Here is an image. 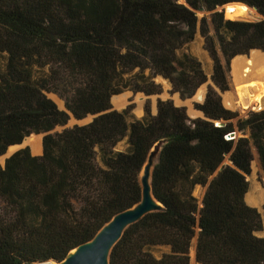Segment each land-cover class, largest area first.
Wrapping results in <instances>:
<instances>
[{
	"label": "trees",
	"instance_id": "trees-1",
	"mask_svg": "<svg viewBox=\"0 0 264 264\" xmlns=\"http://www.w3.org/2000/svg\"><path fill=\"white\" fill-rule=\"evenodd\" d=\"M185 3L0 0V156L44 135L41 156L24 148L0 166V264L62 263L91 242L142 201L141 173L159 145L152 190L162 208L124 232L110 264H191L195 240L198 264H264L257 236L264 213L246 202L253 148L264 172V109L242 118L213 87L195 106L204 118L190 119L171 100L159 99L156 115L147 103L145 116L132 121L133 105L112 106L126 91L161 95L158 77L192 98L208 82L202 63L183 52L198 34L222 93L236 57L264 53V0ZM231 3L256 9L262 20H226L218 9ZM202 11L210 17L199 19ZM236 133L242 137L229 138ZM125 140L128 148L118 151ZM227 157L232 164L223 165ZM196 187L206 188L202 201Z\"/></svg>",
	"mask_w": 264,
	"mask_h": 264
},
{
	"label": "rangeland",
	"instance_id": "rangeland-1",
	"mask_svg": "<svg viewBox=\"0 0 264 264\" xmlns=\"http://www.w3.org/2000/svg\"><path fill=\"white\" fill-rule=\"evenodd\" d=\"M177 1L180 2V0H177ZM228 7H233L237 11L241 10V7L238 5H228L227 7H224L225 18L228 20H230L228 18V14H227V8ZM220 10L221 9H218V11H220ZM247 11H249V10H247ZM210 15H211V13L206 12V11L197 12V16L199 19H202L204 16L209 18ZM250 17H251V19H240L239 21L258 22V21L262 20V18L253 10L250 11ZM183 52L191 54L192 56L197 58L202 63L203 69H204V71L208 77V82L206 84H204L203 86H201L200 89H205L206 95H207L209 87H213L218 92V94L221 96L222 104L225 107V104H224L225 94H227V93L235 94L236 89L241 87L243 84V79L238 76L239 73L235 72L234 68H232L233 61H232L231 66H230V72L228 73V81H229V85H230V90L228 92L221 93V91L218 88H216L215 85L213 86L211 84V76L213 73V61L209 55V52L206 50L204 37H202L200 34H198L195 41L192 42L191 44L187 45L184 48ZM220 56H221V54H220ZM250 57H251V55H250ZM221 58H222V56H221ZM251 58H253V57H251ZM251 58H250V60H251ZM222 60H223V58H222ZM4 61H5V57L1 56L0 62L3 64ZM246 69H248L249 72H257V69H255V67L251 65L250 61L247 63ZM35 71H36L37 76L45 72V71H41L39 69H36ZM156 82L158 84H160L163 88V93L161 95L146 96L145 94H142V93L133 94L132 92L126 91L122 95L113 98L112 106H113L114 110L123 111L128 106L133 105L134 110L131 113L130 120L131 121L132 120H140L145 116V107H146L147 103H149V105L151 107L152 114L156 115L157 103H158V100L161 99V100H171V101H173L175 106L185 108L187 110L188 117L192 120L199 118V115H201L202 116L201 118H203V115L199 111H197L195 108V106L197 104H202L204 102V101H199V100L197 101V96H198L199 92H197L192 98H189V99L182 98L180 93L173 92L172 86L168 81H166V80L164 81L161 77H158L156 79ZM263 84H262L263 88L260 91H263V93H264V85ZM260 91L258 92V94L255 92V90L252 91L253 96H255L254 100L256 99V96L260 94ZM263 93L258 96L261 98V105H260L261 109H264V99H263L264 94ZM47 97L50 98L51 100H53L57 104V106L59 107L60 110H66L64 99L60 98L58 95L53 94V93L47 94ZM226 109H228V108H226ZM228 110H230L232 112H237L242 118L247 117L252 111L253 112L259 111L256 109H249L248 111H245V110H241L239 108H237V110L236 109L235 110L228 109ZM91 121H92L91 117H88L82 121H77L74 118H71L66 127H58V128H56V130L54 132H62L64 129L72 128L76 125H78V126L87 125ZM236 135H237L236 136L237 139L242 137L241 133H236ZM43 137H44V135H32L31 137L27 138V140H25L22 143V149L29 148L31 150V153L34 156H41L43 153V149H42L43 148ZM127 148H128V145H127V142L125 140L118 145L117 150L118 151H126ZM16 149H17V147L10 148L4 156H0V166L5 165V161L8 157V155L10 154V152L15 151ZM159 152H160V145L156 146L152 150V152L149 156V159H148V161H147V163H146V165H145V167L141 173V177H140V182H141L142 187L144 184L150 185V183H151L150 178L152 175L153 168L158 162ZM253 157H254L253 158L254 167H253V163H252V173L249 177H247V181L249 183V192L246 195V202L248 205H250V207L257 208L260 211V213L263 214L264 213V209H263L264 208V172H263V169L261 167V163L259 161V157H258V154H257V151L255 148H253ZM228 162H229V157H227V159L225 160L223 165L228 164ZM148 173L150 174V177H147ZM255 190H259L261 192L263 202L261 200V202L258 205L253 206L250 203H248L247 199H248V195ZM205 192H206V188L196 187V189L194 191V196L199 201H202ZM260 235H262L264 237V232L261 233ZM195 241L193 242V245H192L191 251H190L191 264H198L197 261L195 260V255H194ZM155 253L159 255L160 251L155 250Z\"/></svg>",
	"mask_w": 264,
	"mask_h": 264
},
{
	"label": "water",
	"instance_id": "water-1",
	"mask_svg": "<svg viewBox=\"0 0 264 264\" xmlns=\"http://www.w3.org/2000/svg\"><path fill=\"white\" fill-rule=\"evenodd\" d=\"M179 3L180 4H186L185 0H180ZM228 5L245 6L246 8L255 11L261 18H263L258 13V11L256 9L250 8L246 4L231 3ZM228 5H225L224 7H227ZM224 7L219 8V9H221L220 12H223L225 14ZM226 20H228V19H226ZM255 51H258V50H253V51H251V53L249 55L239 56V57L250 58V55ZM261 53H263V52H261ZM211 84L214 86L212 80H211ZM252 109H256L259 111L263 110L259 107L258 108L254 107ZM245 111H248V110H245ZM96 117L97 116H91L92 120ZM203 118H204V115H203ZM217 126L222 127V126H224V123H218ZM236 136L237 135L232 134L229 138L234 139ZM12 147H17V149L13 152H10L7 159L10 158L11 156H13L18 151L22 150V144L12 146ZM228 164H232V163L229 161ZM228 164H226V165H228ZM219 170H221V168ZM147 177H150L149 173L147 174ZM150 179H151L150 186H148L147 184L143 185V199L138 205H136L135 207H133L130 210H127V211L122 212V213L118 214L117 216H115L112 219V221L110 223H108L97 234V236L91 242L84 244V245H81L78 248H76L75 250H73L62 263H58V262H50V263H54V264H110L111 252H112L113 248L115 247V245L122 238L124 232L130 226L139 222L141 219H143L148 214L156 212L160 208H162V205L157 201V199L153 195L152 175H151Z\"/></svg>",
	"mask_w": 264,
	"mask_h": 264
},
{
	"label": "bare ground",
	"instance_id": "bare-ground-1",
	"mask_svg": "<svg viewBox=\"0 0 264 264\" xmlns=\"http://www.w3.org/2000/svg\"><path fill=\"white\" fill-rule=\"evenodd\" d=\"M238 6L241 7L240 11H237L233 7L227 8L228 18L233 21H239L240 19H251L250 17L251 10L246 8L245 6H241V5ZM246 9L249 11H247ZM252 55L253 58L250 57L251 60L250 58H246V57H236L233 60L232 68H234L235 72L239 73L238 76L243 79V84L241 87L236 89L235 94H231V93L225 94L224 104L225 107L228 109L237 110V108H239L241 110H249L254 107L261 108L260 106L261 98L258 96L263 93V91L260 90H262L263 88L262 84L264 83V54L261 53L260 51H255L251 54V56ZM249 61L251 65L254 66L255 69H257V72H249V70L246 69V65ZM253 90H255L257 94L260 91V94L256 96L255 100H254L255 96H253L252 94ZM198 92L199 93L197 96V101L198 100L204 101L206 97V90L200 89ZM253 167H254V162H253ZM261 200H262V196L259 190H255L252 193H250L247 199L248 203H250L253 206L258 205L261 202ZM50 264H54V263H50Z\"/></svg>",
	"mask_w": 264,
	"mask_h": 264
},
{
	"label": "crops",
	"instance_id": "crops-1",
	"mask_svg": "<svg viewBox=\"0 0 264 264\" xmlns=\"http://www.w3.org/2000/svg\"><path fill=\"white\" fill-rule=\"evenodd\" d=\"M202 116L199 115V118H201ZM250 206V205H249ZM261 233L257 234L258 237L260 238H264L262 235H260ZM191 251V250H190ZM194 255H195V260H196V241H195V244H194Z\"/></svg>",
	"mask_w": 264,
	"mask_h": 264
}]
</instances>
